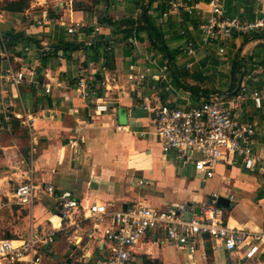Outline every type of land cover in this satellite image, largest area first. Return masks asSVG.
<instances>
[{"label": "crops", "instance_id": "obj_1", "mask_svg": "<svg viewBox=\"0 0 264 264\" xmlns=\"http://www.w3.org/2000/svg\"><path fill=\"white\" fill-rule=\"evenodd\" d=\"M137 1L38 0L41 7L52 4L50 14L46 10L5 17L0 13L1 34L9 37L14 32L31 39L18 43L12 52L5 45L3 51L0 44V75L9 68L24 74L18 86L0 79V120L4 123L0 126V240H23L53 230L52 252L40 264H95L98 257H93L101 250L85 242L74 245L90 225L60 229L53 199L43 198L31 207L18 205L13 190L29 178L51 184L56 191H70L82 206L112 203L114 209L136 202L160 209L182 201L205 203L215 193L228 200V206L220 205L228 226L253 231L264 224V163L246 169L234 157L218 164L214 176L205 178L175 152L161 151L150 112L159 104L197 105L211 94L230 95L218 93V83L205 85L203 81L216 78L215 66L233 78L231 67L236 63L235 91L244 84L262 98L260 108L250 99L244 102L243 120L256 129L253 152L263 154L264 34L234 33L223 45L224 54L217 53L215 46L198 48L195 64L186 69L187 59L179 47L187 40L198 41V25L207 16L208 0L153 1L148 18L162 33L171 61L151 47L145 32L134 30L130 38L124 37L129 22L133 28L138 25L137 10L134 16L130 14ZM170 2L197 5L200 15L182 8L172 12ZM75 3L86 9L75 8ZM221 6L226 16L241 21L264 16V0H222ZM70 22H80L79 36L66 33ZM95 27L94 45L99 41L106 45L98 48L97 57L82 44L91 39ZM73 44L79 49L71 50ZM149 57L168 66V91L150 77L141 83L127 79L129 66L142 70ZM89 62L104 68L100 80L109 79L112 86L107 93L99 91L108 106L101 114L94 112L93 101H84L76 90L77 81L91 71ZM180 70L192 79L185 82ZM117 126L125 129L117 131ZM189 167L196 175L184 173ZM137 175L135 185L148 187L144 193H134L130 187ZM82 247L90 257L80 259ZM127 264H264V248L252 259H244L241 250L227 252L209 237L198 242L192 254L165 240L144 241L130 253Z\"/></svg>", "mask_w": 264, "mask_h": 264}, {"label": "built area", "instance_id": "obj_2", "mask_svg": "<svg viewBox=\"0 0 264 264\" xmlns=\"http://www.w3.org/2000/svg\"><path fill=\"white\" fill-rule=\"evenodd\" d=\"M169 5L172 12L182 8L184 12L195 10V14L200 15L197 5L174 2ZM221 5L222 0H208L207 16L198 25V41L187 40L179 47V53L187 59L186 69H192L195 64L198 48L215 46L213 48L217 53L224 54L223 45L231 40L234 33L240 36L264 34V16L241 21L226 16ZM138 14H142L141 9L136 11ZM81 27L80 22H70L66 33L77 37ZM97 32L98 27H95L91 39L83 41V47L94 45ZM1 35L0 32V44L4 51ZM147 62L148 66L142 70L135 65L129 66L127 79L141 83L150 77L168 91V66L159 64L157 58L149 57ZM88 67L91 69L89 75L77 81L76 90L84 101H93L95 113L107 112L108 106L99 96V91L107 93L112 86L108 83L109 79L104 82L97 79L104 68H96L92 62L88 63ZM0 79L18 86L24 74L9 68L0 75ZM247 99L257 108L262 105L259 92L249 90L244 84H240L232 95L211 94L197 105L159 104L150 109L153 135L162 152H175L182 162L191 164L205 178L214 176L218 164L234 157H239L246 169H253L264 163V153L257 155L253 152L256 129L252 123L243 120ZM124 129L123 126L116 127L117 131ZM12 197L18 205L30 207L43 198L53 199L57 205L60 229L73 227L79 230L83 223L88 222V231L83 237H78L74 245L85 242L100 247L103 256L95 264H127L130 253L144 241L165 240L175 248L192 254L198 242L209 237L227 252L241 250L244 259H252L264 248V224L253 231L228 226L224 223L223 209L218 204L219 195L215 193L205 203L182 201L160 209L136 202L114 209L112 203L94 202L82 206L70 191H56L51 184L29 178L13 190ZM229 200L232 201L233 197ZM54 244L53 230L40 235L31 234L23 240L2 239L0 264H40L43 256L52 252ZM80 250V259L90 257L84 247Z\"/></svg>", "mask_w": 264, "mask_h": 264}, {"label": "trees", "instance_id": "obj_3", "mask_svg": "<svg viewBox=\"0 0 264 264\" xmlns=\"http://www.w3.org/2000/svg\"><path fill=\"white\" fill-rule=\"evenodd\" d=\"M153 1L154 0H149L148 1L149 5L145 6L144 10H143V11H146L148 22L145 23L143 21V14H141L140 18H139L140 19L139 23L137 22L138 25L136 27L133 28L134 25L133 24L130 25V22H129V24L127 26L128 29L124 33V37L126 39L130 38V36L132 35V32H135V31H136V33L145 32L151 47L153 49L157 50L158 52H160L164 59L168 58L171 61L173 59V56L171 55L169 49L163 43L162 33L153 25V23L150 22V19L148 18V15H149L148 12L150 11L149 7L152 5ZM27 5H28V0H17V1H12V2L5 1V3H3V4H2V2H0V13L18 14V13H21L22 11H24V9L27 7ZM74 7L86 9V5H84V7H83V4L77 5L75 3ZM160 8L164 9L162 6ZM148 24L151 26V28L148 27ZM1 38L3 40V44L6 46L7 49L11 50V52H12V50L14 51V47H16V45L18 43L31 42V39L28 37H25L24 34H18V33H14V32H12V34L9 35V37H7V35H5V34H2ZM19 39H21V41H19ZM101 46H103L104 49L106 48V45L99 41V42H96L95 45H93L92 47H90L88 49L92 50L93 55L97 57L98 56V48ZM68 48H66V49H68ZM70 49L76 50V49H79V46L73 44V47ZM237 66L238 65L236 63L232 64V67H231V74L233 77L232 79H234L236 72L239 70V67H237ZM97 79L99 80L100 77L98 76ZM233 91L232 92L235 93V90H233ZM229 94L232 95L231 92ZM0 126H4V123L1 120H0Z\"/></svg>", "mask_w": 264, "mask_h": 264}, {"label": "rangeland", "instance_id": "obj_4", "mask_svg": "<svg viewBox=\"0 0 264 264\" xmlns=\"http://www.w3.org/2000/svg\"><path fill=\"white\" fill-rule=\"evenodd\" d=\"M5 1L12 2V1H17V0H0V2H2V4L5 3ZM148 1L149 0H141V1L138 0L137 3L135 4V8L132 9V11H131L132 13H130V14L134 16L135 15V11L138 10V9H141L142 12H143L144 7L147 6V5H149V2ZM29 10H40V12H41V10H46L45 12L47 14H50V11L52 10V4L50 2H47L46 4H44L41 7V6L38 5V0H28L27 7L24 9V11H22L21 13H18V14H25ZM149 10L150 11H153V9H152L151 6L149 7ZM3 14H4V17L7 16V15H9V14H5V13H3ZM136 18H137V22L139 23V20H140L139 19L140 18L139 14L136 15ZM156 23H157V27L160 28V24L157 21H156ZM214 72L217 74L216 75V78L217 79L214 78V76H213L210 79L204 80L203 83L205 85H209V84L215 85V84L218 83L217 84V89H218L217 92L218 93H230V92H232L233 90L236 89L235 87H236V85H237L238 82L236 80H232L231 75H229L228 72H226V71L223 72L222 69H218V68H216V66H215ZM179 74L181 75L182 79L185 82H187L189 79L190 80L192 79V78H190L188 76V72H186L184 70H180ZM228 82H231V83H228ZM184 173L186 175H196V173L194 171H192V168L191 167H189L187 170H185ZM228 173H229V171L227 172V174ZM138 177H139L138 175L135 177V181H134L133 184L130 185V187L133 188L132 191L134 193H136V192H138V193H144V192L147 191L148 187L147 186L137 187L135 185V182L139 179ZM215 179L217 180V184H218V179L217 178H215ZM102 256H103V252L102 251H99L97 253V255H95L93 257V260H95L97 257L98 258H102Z\"/></svg>", "mask_w": 264, "mask_h": 264}, {"label": "water", "instance_id": "obj_5", "mask_svg": "<svg viewBox=\"0 0 264 264\" xmlns=\"http://www.w3.org/2000/svg\"><path fill=\"white\" fill-rule=\"evenodd\" d=\"M143 21L145 23H147V14H146V11H143ZM148 27L150 28V25L148 24ZM218 204L221 205V206H228L229 203H228V200L227 199H224V198H221L219 197L218 198Z\"/></svg>", "mask_w": 264, "mask_h": 264}]
</instances>
